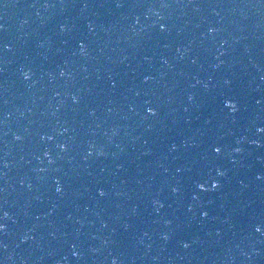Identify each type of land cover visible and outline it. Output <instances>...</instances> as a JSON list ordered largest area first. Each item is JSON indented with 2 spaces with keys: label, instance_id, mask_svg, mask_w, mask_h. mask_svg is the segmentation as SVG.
I'll use <instances>...</instances> for the list:
<instances>
[{
  "label": "water",
  "instance_id": "95a60500",
  "mask_svg": "<svg viewBox=\"0 0 264 264\" xmlns=\"http://www.w3.org/2000/svg\"><path fill=\"white\" fill-rule=\"evenodd\" d=\"M262 129L264 0H0V264H264Z\"/></svg>",
  "mask_w": 264,
  "mask_h": 264
},
{
  "label": "snow or ice",
  "instance_id": "6c2138e0",
  "mask_svg": "<svg viewBox=\"0 0 264 264\" xmlns=\"http://www.w3.org/2000/svg\"><path fill=\"white\" fill-rule=\"evenodd\" d=\"M163 6H166V5H163ZM161 28L163 29V28H164V25H161ZM28 75H29L28 73H25V79L28 78ZM76 99H77V97H73V100H74V101H75ZM224 104H225V107H227L228 109H230L232 112H235V111L237 110V104H236V102H234L232 99H227V100H225V101H224ZM148 112H149V113H152V114H155V112L153 111V109H152L151 107L148 108ZM262 130H264V129H262ZM16 139H17V140H20L21 137H20V136H16ZM62 147H63V146H62ZM214 151H215L216 153H219V152L221 151V148H220V147H216V148L214 149ZM236 151H239V149H236ZM45 154L47 155V153H45ZM218 175H219V176H223L224 173H223V172H218ZM219 186H220L219 183L211 181V184H210V187H211V188H217V187H219ZM199 187H200V189L203 190V191H207V190H208V188H206V185H205L204 183L199 184ZM57 190L59 191V188H58ZM99 195H100V196H104V195H105V192H104V191H100ZM4 215L7 216V213H4ZM203 215L207 216L208 213H207V212H204ZM3 227H4V225L0 224V229H3ZM260 230H261L260 228H257V229H256V231H260ZM165 239H167V237H165ZM184 247H188V244L185 243V244H184Z\"/></svg>",
  "mask_w": 264,
  "mask_h": 264
},
{
  "label": "clouds",
  "instance_id": "9594fccd",
  "mask_svg": "<svg viewBox=\"0 0 264 264\" xmlns=\"http://www.w3.org/2000/svg\"><path fill=\"white\" fill-rule=\"evenodd\" d=\"M114 264H115V261H114Z\"/></svg>",
  "mask_w": 264,
  "mask_h": 264
}]
</instances>
